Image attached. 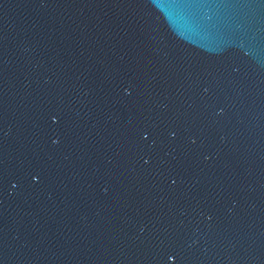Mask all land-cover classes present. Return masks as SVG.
Wrapping results in <instances>:
<instances>
[{
    "label": "water",
    "instance_id": "1",
    "mask_svg": "<svg viewBox=\"0 0 264 264\" xmlns=\"http://www.w3.org/2000/svg\"><path fill=\"white\" fill-rule=\"evenodd\" d=\"M0 264H264V0H0Z\"/></svg>",
    "mask_w": 264,
    "mask_h": 264
}]
</instances>
